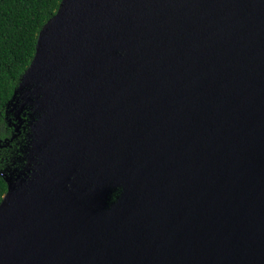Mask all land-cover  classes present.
Here are the masks:
<instances>
[{"label": "water", "instance_id": "water-1", "mask_svg": "<svg viewBox=\"0 0 264 264\" xmlns=\"http://www.w3.org/2000/svg\"><path fill=\"white\" fill-rule=\"evenodd\" d=\"M16 96L0 264H264V0H61Z\"/></svg>", "mask_w": 264, "mask_h": 264}, {"label": "trees", "instance_id": "trees-1", "mask_svg": "<svg viewBox=\"0 0 264 264\" xmlns=\"http://www.w3.org/2000/svg\"><path fill=\"white\" fill-rule=\"evenodd\" d=\"M61 0H0V201L6 179L27 174L32 106L12 99L30 65L42 26L56 13ZM118 191L112 193L115 199Z\"/></svg>", "mask_w": 264, "mask_h": 264}]
</instances>
